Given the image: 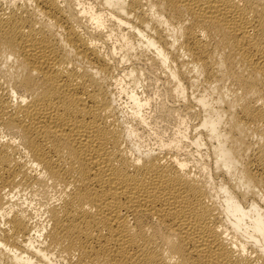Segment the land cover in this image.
<instances>
[{
  "label": "bare ground",
  "instance_id": "6f19581e",
  "mask_svg": "<svg viewBox=\"0 0 264 264\" xmlns=\"http://www.w3.org/2000/svg\"><path fill=\"white\" fill-rule=\"evenodd\" d=\"M16 2L0 264H264V0Z\"/></svg>",
  "mask_w": 264,
  "mask_h": 264
},
{
  "label": "rangeland",
  "instance_id": "374dc122",
  "mask_svg": "<svg viewBox=\"0 0 264 264\" xmlns=\"http://www.w3.org/2000/svg\"><path fill=\"white\" fill-rule=\"evenodd\" d=\"M14 0H4V2H5V4H11L12 2H13ZM17 2L20 4V5H22V6H28V3H27V0H17ZM16 2V3H17ZM151 89H152V91H153V93H154V86H151ZM146 140H149V139H151V137H149V136H146V138H145ZM153 141H147V143H152ZM146 143V144H147Z\"/></svg>",
  "mask_w": 264,
  "mask_h": 264
}]
</instances>
